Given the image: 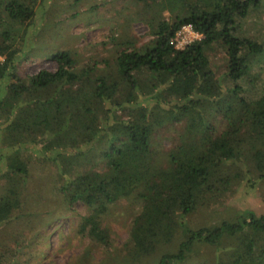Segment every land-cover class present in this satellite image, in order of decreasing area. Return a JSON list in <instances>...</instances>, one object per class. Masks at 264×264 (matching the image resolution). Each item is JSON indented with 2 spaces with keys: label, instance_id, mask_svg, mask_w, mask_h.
Wrapping results in <instances>:
<instances>
[{
  "label": "trees",
  "instance_id": "1",
  "mask_svg": "<svg viewBox=\"0 0 264 264\" xmlns=\"http://www.w3.org/2000/svg\"><path fill=\"white\" fill-rule=\"evenodd\" d=\"M34 1L0 0V145L24 164L0 173V223L22 208L33 160L52 167L63 203L84 205L78 228L97 246L113 242L110 206L138 204L122 248L131 264H264V214L194 228L187 219L264 177V45L236 33L258 1L136 0L148 41L113 37V57L84 62L56 50L52 69L21 74ZM185 24L202 38L175 49ZM167 124L179 129L166 147L155 137ZM197 245L213 247V260L191 261Z\"/></svg>",
  "mask_w": 264,
  "mask_h": 264
},
{
  "label": "rangeland",
  "instance_id": "2",
  "mask_svg": "<svg viewBox=\"0 0 264 264\" xmlns=\"http://www.w3.org/2000/svg\"><path fill=\"white\" fill-rule=\"evenodd\" d=\"M255 1L258 5L240 21L236 33L248 35L264 45V0ZM34 7L36 15L29 27L25 48L30 52L18 68L21 74H33L43 67L52 69L50 55L56 50H69L80 62L101 60L113 57L116 52L117 43L113 37L136 39L138 43L151 38L147 24L140 17L144 4L136 0H35ZM163 14L169 17V12ZM218 56H213L216 63H219ZM6 83L3 82V87ZM2 91L1 104L10 108L12 102L4 89ZM3 121L0 119V126ZM216 126L220 130L223 122L217 121ZM178 129L179 124L165 125L155 141L169 146L170 137ZM18 155L0 145V173L11 167L12 162L23 164ZM26 169L22 208L17 215L0 223V264H131L122 248L138 204L123 199L110 206L105 223L111 230L113 242L107 250L79 231L84 205L63 203L55 190L52 167L29 160ZM2 190L0 184V193ZM245 209L256 215L264 214V177H253L251 182L243 180L221 203L202 205L187 219L194 228L231 219ZM175 245L176 242L162 246L157 255L174 250ZM215 255L213 247L197 245L189 259L210 262Z\"/></svg>",
  "mask_w": 264,
  "mask_h": 264
},
{
  "label": "built area",
  "instance_id": "3",
  "mask_svg": "<svg viewBox=\"0 0 264 264\" xmlns=\"http://www.w3.org/2000/svg\"><path fill=\"white\" fill-rule=\"evenodd\" d=\"M201 38L202 34L196 31L191 24H185L176 31L174 37L170 40V44L175 49H183L186 45Z\"/></svg>",
  "mask_w": 264,
  "mask_h": 264
}]
</instances>
